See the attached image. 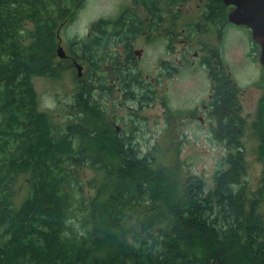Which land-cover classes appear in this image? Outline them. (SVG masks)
Returning <instances> with one entry per match:
<instances>
[{
  "label": "trees",
  "instance_id": "trees-1",
  "mask_svg": "<svg viewBox=\"0 0 264 264\" xmlns=\"http://www.w3.org/2000/svg\"><path fill=\"white\" fill-rule=\"evenodd\" d=\"M57 1L66 13L69 1ZM52 6V0H0V264H264V220L257 215L264 167L250 201L241 181L246 120L230 75L222 67L210 75L211 136L225 149L213 188L206 191L192 180L166 183L162 170L149 168L153 158H137L132 137L79 123L85 114L93 116L90 99L82 110L78 101L72 105L78 112L65 131L64 125L54 131L47 114L37 110L29 76L52 75L42 69L56 42V24L47 20ZM27 23L34 30H25ZM257 133L264 165L262 123ZM90 152L93 163L99 155L119 157L116 166L98 168L117 180L105 187L103 201L100 191L90 201L79 200V169ZM24 175L28 194L15 208L16 184Z\"/></svg>",
  "mask_w": 264,
  "mask_h": 264
},
{
  "label": "rangeland",
  "instance_id": "rangeland-1",
  "mask_svg": "<svg viewBox=\"0 0 264 264\" xmlns=\"http://www.w3.org/2000/svg\"><path fill=\"white\" fill-rule=\"evenodd\" d=\"M115 5L116 0H85L84 5L77 9L74 18L67 23L62 33L63 39H81L89 27L96 25V21L101 15L113 14ZM24 29L31 32L34 30V26L27 23L24 25ZM250 36L248 30L246 31L244 28L230 29L229 36L226 38L228 40L223 46L222 58L224 61L221 65L224 64L230 78L239 89L237 97L241 101L242 116L246 120V129L241 139L246 173L241 181L246 184L248 200L253 201L260 188L264 167L259 155L260 138L257 133L261 123L264 127V68L258 61L259 47L253 44ZM21 39L25 40V44L31 42L28 36ZM77 47L79 48V46ZM156 53L157 51H152L149 62L151 65L155 64ZM145 64L144 67L148 65ZM186 74L188 72L184 76ZM75 77H77V71L66 74L62 87L60 83L53 82L46 77L33 80L37 92L38 111L47 114L49 125L67 126L78 112V110L74 112L71 110L67 114V111H54V94L58 93L59 96H63V89L67 95L78 93L79 86L74 81ZM210 85L204 72L197 70L192 76L185 79L176 78L168 81L166 89L163 86L158 87L155 90L156 93L163 91L168 96L166 106L170 112H166L165 126L161 121L164 106L160 104L159 100H156L154 104L147 102L139 105L120 100L115 92L110 99H104L100 105L95 102L91 105L92 117L89 114L83 116V113H78L83 116V118L78 117L79 123L91 122L98 127H109V122H116V125L120 126L124 133L123 136L118 137L120 139L132 137L137 158L141 159L145 156L149 160L153 158V164H150L149 168L153 172L162 170L161 176L166 183L173 184L175 181H179V184H185L187 181L188 184L190 180L201 181L205 190L208 191L214 186L212 177L225 156V149L212 138L208 129H204L198 122L184 121L176 111L188 108L190 105H199L200 98H206L209 93ZM159 95L164 96L162 93ZM94 97L96 96L94 95ZM261 101H263L262 105ZM100 106L103 107V119L98 114ZM80 110H82V105ZM259 110H263L260 124L257 116ZM97 132L100 131L97 130ZM114 150V148L107 149L111 152ZM95 152H90L85 156L84 163L79 169L81 175L79 180L83 188L82 195L79 196L80 201H90L98 195V191H100L98 195L100 201L106 200L107 188L117 183L114 177L107 178L106 173L98 168L116 166L119 163V157H110L113 155L112 153L104 156L99 155L98 161L93 163L92 158ZM123 157L128 159L127 156H122V159ZM27 176L24 175L17 181L16 188L19 191L15 192L13 197L15 208L20 206L28 194V189L23 184ZM93 183L96 184V189L92 188ZM258 199L257 215L264 220V189ZM75 226L80 231L84 228L77 222H75Z\"/></svg>",
  "mask_w": 264,
  "mask_h": 264
},
{
  "label": "flooded vegetation",
  "instance_id": "flooded-vegetation-1",
  "mask_svg": "<svg viewBox=\"0 0 264 264\" xmlns=\"http://www.w3.org/2000/svg\"><path fill=\"white\" fill-rule=\"evenodd\" d=\"M52 1L53 6L47 20L56 24L52 28L56 42H52L48 50V59L45 61L47 66H42V69L50 71L52 75L33 73L29 76L37 110V92L33 80L46 77L60 83L62 87L66 74L76 72L75 66L79 65L81 76L74 79L79 86L78 93L67 95L63 89V96L54 94V111H67L69 114L77 101L81 109L83 100L88 99H91V104L95 102L100 105L115 92L120 100L139 105L147 103L146 101L154 104L159 100L164 106L161 121L165 126L166 112L169 111L166 106L168 96L166 92L159 91L164 95L161 97L155 90L160 86L166 89L168 81L185 79L197 70L204 72L210 84L211 73L217 72L216 69L220 67L230 75L224 64H220L224 61L223 46L228 40L226 38L230 29L244 28L251 35L249 28L229 22L228 17L234 6L225 4L224 0H116L114 13L109 16L101 15L96 25L89 27L85 35L77 40L79 42L73 44L70 40H64L62 33L85 0H68L70 7L65 6L67 12L62 14L56 7L61 4L57 0ZM93 45L96 46L95 49L92 48ZM59 47L65 54L63 58L57 55ZM152 51H157L154 65L149 63ZM145 63L148 65L144 67ZM37 71L38 68L35 72ZM186 72L188 74L184 76ZM210 89L211 85L206 98H200L199 105H190L182 110L177 109L176 112L184 121L198 122L211 134L208 106ZM81 94L82 97H79ZM102 109L100 106L98 114L103 119ZM54 127V131H60V124ZM109 127L107 128H112L111 131L117 136H123L124 133L116 122H109ZM66 128L64 125V131Z\"/></svg>",
  "mask_w": 264,
  "mask_h": 264
},
{
  "label": "water",
  "instance_id": "water-1",
  "mask_svg": "<svg viewBox=\"0 0 264 264\" xmlns=\"http://www.w3.org/2000/svg\"><path fill=\"white\" fill-rule=\"evenodd\" d=\"M227 5H233L228 20L235 26H245L251 30V39L259 45V63L264 67V0H224ZM61 58L65 54L61 47L57 50ZM77 77L80 78L81 67L75 66Z\"/></svg>",
  "mask_w": 264,
  "mask_h": 264
}]
</instances>
